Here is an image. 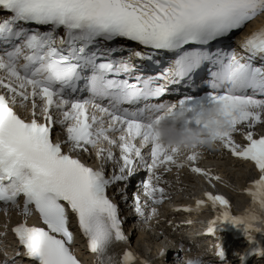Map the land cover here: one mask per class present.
I'll return each instance as SVG.
<instances>
[{
  "label": "snow or ice",
  "instance_id": "snow-or-ice-1",
  "mask_svg": "<svg viewBox=\"0 0 264 264\" xmlns=\"http://www.w3.org/2000/svg\"><path fill=\"white\" fill-rule=\"evenodd\" d=\"M260 15L264 0H0V204L25 218L37 215L42 226L21 221L11 229L30 264H80L70 216L93 264H136L130 250L117 251L127 237L107 190L141 168L148 173L142 187L152 204L166 198L158 186L161 167L188 166L218 180L196 166V146L177 155L152 133L165 110L170 118L184 117L181 127H204L191 114L216 104L226 127L213 138L258 172L244 189L256 211L234 214L226 198L204 192L217 211L205 235H214L224 221L242 226L255 245L251 254L264 255L250 235L256 216L264 215V135L254 137L255 127L264 124V27L243 39V54L222 47ZM125 52L163 66L142 72ZM163 56L167 62L157 59ZM198 82L206 89L202 94ZM179 83L195 94L163 100L169 86ZM236 132L243 146L234 143ZM90 150L114 168L89 166L81 157ZM132 199L142 216L139 196ZM215 255L224 261L219 244Z\"/></svg>",
  "mask_w": 264,
  "mask_h": 264
},
{
  "label": "clouds",
  "instance_id": "clouds-1",
  "mask_svg": "<svg viewBox=\"0 0 264 264\" xmlns=\"http://www.w3.org/2000/svg\"><path fill=\"white\" fill-rule=\"evenodd\" d=\"M193 120L199 121L204 127H181L184 117L170 118L167 110L161 113L159 121L152 126V133L156 141L165 149H177V155H183L196 146V150L201 148H217L219 142L213 138V133L217 130H225L226 118L223 115L219 104L198 110L191 114ZM255 212V209H251ZM256 232L264 233V215H257L251 225ZM184 264H199L198 257H190Z\"/></svg>",
  "mask_w": 264,
  "mask_h": 264
},
{
  "label": "rangeland",
  "instance_id": "rangeland-1",
  "mask_svg": "<svg viewBox=\"0 0 264 264\" xmlns=\"http://www.w3.org/2000/svg\"><path fill=\"white\" fill-rule=\"evenodd\" d=\"M260 129L262 128L260 127ZM207 161H209L211 164H217L220 167V169L224 173H226L228 178H230L236 184L244 183L252 174L251 170L248 167H245L242 165L231 167L224 161H220V162H214L210 160H207ZM196 190L197 189H194L193 192H195ZM231 200L233 202L234 207H239V205L244 202V199L242 197H236L233 195L231 197ZM142 241H143V244H146L150 248L155 247V245L157 244V241L153 237H151L148 233L142 234ZM155 263L162 264V262L160 261H155L154 264Z\"/></svg>",
  "mask_w": 264,
  "mask_h": 264
},
{
  "label": "bare ground",
  "instance_id": "bare-ground-1",
  "mask_svg": "<svg viewBox=\"0 0 264 264\" xmlns=\"http://www.w3.org/2000/svg\"><path fill=\"white\" fill-rule=\"evenodd\" d=\"M201 160H202V158H200ZM200 159H198V160H200ZM245 166L246 167H249L248 165H246L245 164ZM200 181V183H202L201 182V180H199ZM195 193H198V192H195ZM200 194H201V191L199 192ZM197 199V197L195 198V200ZM169 207H171V206H173V205H175V204H167ZM186 207H187V209H188V211H191L192 213L189 215L190 217H194L195 216V218L193 219V221L196 219V218H198V217H200L201 216V213L202 212H206V213H208V211H207V207H199V208H197L196 206H195V203H193V205L192 204H187V205H185ZM165 209L166 208H159L158 210H156V212L153 214V219H160L159 217L160 216H158V214H159V212H162V211H165ZM168 209V208H167ZM196 211H200V213H196ZM172 217V219L175 221V223L177 222L176 221V218L174 217V216H171ZM210 216H209V214H206V215H204V217L202 218V219H204V218H209ZM186 218V217H185ZM187 220H190V218L189 219H187ZM204 223V222H203ZM148 224L149 223H147L145 226L147 227L148 226ZM176 226H178V224L176 225ZM193 228H194V225H191V226H189V227H187V228H185V230L189 233V235H190V237H194V235H193V233L195 232V231H193ZM153 232V231H152ZM191 232V233H190ZM144 233V231H141L140 233H139V236L137 237V239L135 240V245H141V247L147 252V253H149V251L148 250H146L144 247H143V241H142V234ZM147 237H149V236H147ZM244 247H242V246H239V247H241V248H238V256H241L242 254H243V252L244 251H246L247 250V245H243ZM164 247H166L165 246V243L164 242H162V243H158L157 242V244L155 245V247H151L152 248V250H151V256H153V257H155V256H157V254L158 253H162L163 251H164ZM241 249V250H240ZM163 262V261H162ZM163 264V263H162ZM165 264V263H164Z\"/></svg>",
  "mask_w": 264,
  "mask_h": 264
}]
</instances>
